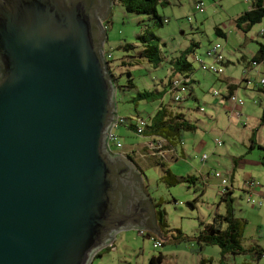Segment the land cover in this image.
<instances>
[{"label":"water","instance_id":"obj_1","mask_svg":"<svg viewBox=\"0 0 264 264\" xmlns=\"http://www.w3.org/2000/svg\"><path fill=\"white\" fill-rule=\"evenodd\" d=\"M113 0H0V264H92L160 235L144 177L111 151Z\"/></svg>","mask_w":264,"mask_h":264},{"label":"rangeland","instance_id":"obj_2","mask_svg":"<svg viewBox=\"0 0 264 264\" xmlns=\"http://www.w3.org/2000/svg\"><path fill=\"white\" fill-rule=\"evenodd\" d=\"M161 1H165L166 4H158L156 7L157 15L164 22L160 27L156 25L157 19L153 14L128 12L120 4L112 6L110 22L106 27L108 40L105 44V51L112 55L110 71L122 86L129 79L128 75L123 73L130 70L134 85L133 89L117 92L116 108L119 117L132 119L153 115L159 105L156 93L163 89L162 82L170 74L168 60L177 58L193 44H197L198 48L192 47L194 53L188 57L190 62L196 55L203 63H211L212 59L206 52L211 46L220 44L225 61L229 63L223 67L222 75H214L201 69L199 62L192 64L194 72L191 77L196 87V100L191 99L183 103L182 110L186 119L197 126V130L195 133H184L182 136L184 147L190 154L176 162L167 163L178 178H186L189 175L198 177L196 184L179 182L174 187H168L161 179L163 177L161 165L151 167L150 162L144 167L143 177L147 186V191L146 188L144 191L156 202L163 204L169 229L179 230L185 236L193 237L200 230L201 222L207 224L212 221L219 206L221 180L211 176L213 172L223 174L228 172L233 166L232 159L238 163L240 160H247V163L243 162L238 167L233 206L236 216L248 221L244 246L257 242L264 246V205L259 210L254 209L250 206L251 203H247L246 195L238 191L239 184L244 178L243 173L262 170L263 168L255 166L261 163L264 165V124H261L264 92L260 90L262 86H256L260 76L254 71L250 72L248 78L253 81L250 86L241 79L244 67L251 62L258 50V43L264 39V36L259 35L264 28V19L254 25L248 33H244L236 27L234 21L249 10L248 0ZM199 1L203 2L204 12L195 10V3ZM216 28L225 31L226 38L218 37L215 33ZM139 35H145L149 38V43L158 48L148 55L151 62L146 58L137 57L139 49L134 48L126 53L120 49L124 45H137ZM127 55L133 57L127 59L131 66L122 67V59ZM224 77L232 80L235 94L245 102L237 110L232 109L231 102H225L221 98V94L226 92V83L220 81V78ZM215 92L219 95L215 96ZM138 93H146L149 96L139 99ZM170 101L168 98L166 102L170 104ZM197 108H204V113L199 112ZM230 111L234 114H230ZM113 134L119 138L121 147L125 150L141 153L146 146L148 148L154 146L152 140L134 135L123 125H117L113 129ZM216 139L223 143L221 147L215 145ZM198 144L201 145V149L191 154V149ZM252 144L254 148L250 150ZM121 147L111 144L114 153H118ZM151 147L150 149H153ZM148 152L145 154H150L149 149ZM203 156H206L205 161H202ZM145 157L144 154L140 156L146 159ZM136 158L139 159L138 156ZM206 175H210V179L208 185L204 186L200 177ZM252 198L256 200L254 196ZM191 203H194L193 208ZM153 243L152 238H144L136 230L121 231L111 244L114 249L103 251L92 264H149L152 257H157L162 252H171L174 255L181 252L190 253L191 257L203 255L215 260L219 258L218 247L204 246L199 253L194 241L176 243L168 240L167 244L159 249H154ZM230 260L231 264L252 261L249 255L232 257ZM230 260H223V263L229 264ZM261 264H264V260Z\"/></svg>","mask_w":264,"mask_h":264},{"label":"trees","instance_id":"obj_3","mask_svg":"<svg viewBox=\"0 0 264 264\" xmlns=\"http://www.w3.org/2000/svg\"><path fill=\"white\" fill-rule=\"evenodd\" d=\"M116 4L122 5L128 12H135V13H145V14H153L157 19V26L160 27L163 25V19L157 15L156 7L158 4L164 5L166 4L165 1L161 0H115ZM197 3V2H196ZM251 8L249 10L241 14L235 19L236 27L244 33H248L254 25L259 24L264 19V0H250ZM110 20H106L104 22L105 27L109 24ZM152 34V32H150ZM218 37L226 38V33L220 28H216L215 31ZM222 33V35H220ZM139 42L137 45H124L121 46L120 49L123 50L125 53L133 50L134 48L139 49V54L137 55L138 58H146L148 62H151L148 55L152 51H157L158 48L152 46L149 43V38L145 35H139ZM214 46V45H213ZM198 48L197 44H193V46L189 47L184 53H182L177 58L172 60H168L167 64L170 67V74L162 82L163 89L156 93V100H159V105L156 112L153 115L148 116L147 118H140L135 117L132 119L122 118L123 127H126L129 131H131L134 135L139 137H144L147 139L152 140L153 142H161V152L169 153L173 150L176 151V147L181 144L182 136L184 133H195L197 130V126L190 121H188L183 113V103L195 99V92L192 91L193 89V79L191 77L193 71V62H199L198 57L194 55L193 61L190 62L188 57L190 54L194 53L193 48ZM212 47V46H211ZM210 47V48H211ZM208 48V50L210 49ZM207 50V51H208ZM110 53V52H108ZM223 54V52H222ZM207 55V52H206ZM136 57V58H137ZM128 58H133L131 56H125L122 59L121 66L122 67H130L131 64L127 61ZM112 60V59H111ZM110 61L109 68H110ZM229 62L225 61L223 56V61H221L222 68L225 67ZM260 68V77H264V45L258 43V50L254 57L252 58L251 62L247 63L244 67V71L252 72L253 70H257ZM206 71V70H205ZM212 73V72H211ZM224 73V70H223ZM222 73V74H223ZM129 79L126 81L125 85L120 86L118 84L117 77L114 76L115 85L117 88V92L120 90H129L133 89L134 85L132 82V74L130 70L126 73ZM122 74V75H123ZM220 74V75H222ZM215 75V73H214ZM219 75V74H218ZM243 78V73H242ZM241 78V79H242ZM178 79L181 81L179 86H173V81ZM235 86V85H231ZM184 88L185 91L181 89ZM264 92V86L260 89ZM231 91V90H228ZM216 93V92H215ZM214 93V94H215ZM235 92L233 91L229 93L225 101H229L230 96H232ZM149 95L146 93H138L139 99L147 98ZM176 96H179V100H175ZM164 97L167 99L169 98L171 101L168 104ZM199 112L204 113V108H197ZM140 119L144 122L145 126L143 128L142 134H137L136 131V121ZM261 124H264V111L261 118ZM217 140V139H216ZM215 140V141H216ZM214 141V142H215ZM253 143V142H252ZM223 144V143H222ZM216 145V143H215ZM217 146V145H216ZM222 146V145H221ZM220 146V147H221ZM260 149H263L261 146H258ZM254 148V144L250 146V150ZM161 155L158 151H155ZM163 157V155H161ZM132 160V158L128 157ZM161 168H163L161 166ZM140 171V170H139ZM233 172V171H232ZM166 174L163 175L162 182L168 187H174L175 185L179 184V182L187 183V184H196L197 178L194 177H186V178H177L168 170L165 172ZM214 173L211 176L214 177ZM142 174V173H141ZM143 175V174H142ZM210 176V175H208ZM215 178V177H214ZM209 177L203 178V185L206 186ZM252 179V178H250ZM253 180V179H252ZM246 183V181H245ZM147 190V186H144ZM220 202L219 204L223 203L225 205V212L224 214H217L215 213L212 221L210 223H200V230L198 233L193 237L185 236L181 231L177 230L174 231L173 229H169L166 223V212L162 207L163 204L161 202L154 201V206L156 209V217L157 223L161 230V237L158 239L155 234L146 233L144 238H152L155 240H159L164 245L162 240H170L171 242H195L198 247V252H200L204 246H211V247H218L221 251L222 257L224 255H232L234 257L237 256H252V258L258 262L261 258H264V249L258 246L252 247H245L243 244L245 230L248 225V221L243 218H238L236 216V210L233 206L234 200L232 196L235 193L234 183H233V173L230 175L229 185L222 188L220 183ZM264 188V187H261ZM205 189V187H204ZM242 193L249 194L247 187L245 185V191H241ZM192 208L194 207V203L190 204ZM114 247L112 245L106 247L105 249L101 250L96 256L100 257L101 253L105 250L112 251ZM163 261V256L158 254L157 257H152L149 260V264H161ZM200 264H204V260L200 261Z\"/></svg>","mask_w":264,"mask_h":264},{"label":"crops","instance_id":"obj_4","mask_svg":"<svg viewBox=\"0 0 264 264\" xmlns=\"http://www.w3.org/2000/svg\"><path fill=\"white\" fill-rule=\"evenodd\" d=\"M220 35H222V33H220ZM260 43L264 45V39H261V42ZM253 71L257 75H260V68L257 69V70H253ZM220 81L226 83V92H225V94H221V98H223L225 100V98H227V96L229 95V93L230 92L233 93V91H234L233 90V86H231V85H233L231 83L232 80L226 79L224 77V78H220ZM195 89H196V87L193 86L192 91L195 92L196 91ZM228 90H231V91H228ZM164 100L166 101V98L165 97H164ZM217 103L221 104L220 101H217ZM221 105H223V104H221ZM145 139H147V138H145ZM148 140H150V139H148ZM148 140H147V142L150 143V141H148ZM148 149L149 148L146 146V148L143 149L144 151H141V153H139L138 151H134V150H130V151L129 150H125L122 147V149L118 153L124 154L127 157L132 158L133 163L137 166V168L140 170V172L142 174L144 173V167H147L150 164V162H151V164H150L151 167L153 165H161L163 167L162 168L163 175H165L166 174L165 172H167L169 170L172 173V175H174L175 177H177V176L174 174L173 168L172 167H169V165H168L167 162L168 161H174V162H176L179 158H185L187 156V154H190V151L187 150L184 147V143L183 142H181V144H179L176 147V149H177L176 151H173L172 150L170 153L168 151H166V155L163 156V157L161 155L157 154V153H151L150 152V154H145V153H149L148 152ZM200 149H201V145L200 144L196 145L194 148L191 149V154L198 152ZM249 149H250V147H249ZM141 154L146 155V157H145L146 159L140 158ZM245 154H247V152ZM137 156H138V158H139L138 160L140 162L137 160V158H136ZM231 162H232L233 166H232V168L229 169V172L231 174L233 173V183L235 185V182H236L235 180H236V175H237V172H238L239 164H241L243 162L245 164V163H247V160H240L239 163H238V161H235L234 159H232ZM255 164H257V163H255ZM255 167H258V168L260 167V168H263V169L262 170H259V169L258 170H253V171H251L249 173H245L244 172L243 173L244 174V176H243L244 178H243V181L240 182V184H239V187L240 188H238V191H243V190L245 191V181L247 179H249V178H252L253 180H255L257 182H260L262 184L264 183V165L261 163V164H257ZM187 177H194V178H197L198 179V177H196V176H190L189 175ZM204 177L208 178L210 176H208V175L201 176L200 177L201 183H203V178ZM208 181H209V179H208ZM206 184L208 185V182ZM148 195H149V193H148ZM244 195H246L245 197L247 198V203L248 204H250L249 199H253L252 197L254 196L256 198V200L255 199H253V200H255L257 202H261L262 203V206L264 205V188L254 189L253 192L249 191V194H246V192H245ZM233 197H234V195L232 196V198ZM239 197H240V195H239ZM152 200H154V199H152ZM153 203H154V201H153ZM250 206H252L254 209H257V210H259L262 207V206H254V205H251V204H250ZM224 212H225V205L223 203H221V204H219L216 213L222 215V214H224ZM156 219H157V217H156ZM243 219H245V218H243ZM157 225H158V223H157ZM158 228H159V226H158ZM159 230H160V228H159ZM156 237L158 239H160V237H161V230H160V235L159 236L156 235ZM162 242L164 244L163 246H165L168 241L166 239V240H162ZM252 246H255V247L258 246V247L264 249V246H262L259 242H257V244L256 243H253L252 245H249V246H246V247H252ZM170 253L171 252H169V253H163L162 252L161 255L163 256V261H162L161 264H200V261L201 260H204V264H224L223 263V260H230V258L234 257L232 255H224V257H222L221 251L219 252V258L217 260H215L212 257H206V256H203V255H197V256H192L191 257L190 253H183V252H181V253L176 254V255H174L172 253L170 254ZM173 256L175 258H173ZM250 257L252 259V261H250V263L249 262H246V261H242V264H261V262H263V260H264V258H261L258 262H256L252 258V256H250ZM233 261H235L234 258H233ZM229 264H231V260H230ZM232 264H235V262L232 263Z\"/></svg>","mask_w":264,"mask_h":264},{"label":"built area","instance_id":"obj_5","mask_svg":"<svg viewBox=\"0 0 264 264\" xmlns=\"http://www.w3.org/2000/svg\"><path fill=\"white\" fill-rule=\"evenodd\" d=\"M248 1H250V0H248ZM113 4H116L115 0H113ZM250 5H252V4H250ZM250 8H251V6H250ZM195 10L199 11V12H204L203 2L199 1V2L195 3ZM259 35L264 36V28L259 32ZM207 56L212 59V62L207 64V63H203L200 59H198L200 65H201V69L206 70V71H210L212 73L219 74V75L222 74L223 73V68L221 66V61H223L222 46L220 44H216V45L212 46L207 51ZM105 57H106L107 62L112 59L111 53H105ZM249 74H250L249 72L244 71L243 72V78H242L248 86L252 85V83H253V81L248 78ZM180 84H181V81L178 79H175L173 81V86H175V87L179 86ZM256 86H258V87L264 86V77L263 76L260 77V80L257 82ZM181 90L185 91L184 88H182ZM216 95H219V93L216 92L215 96ZM175 100H179V96H176ZM229 102L232 103V109H234V110L241 108L245 103L235 93L232 96H230ZM230 106H231V104H230ZM229 113L234 114L232 111H230ZM120 123H123V120L118 117L117 123L114 125V127L111 129L110 133L108 134V143H109L110 148H111V144H113L114 146H117L119 148L121 147V141L119 140V138L117 136H115L113 134V129L117 125H120ZM144 126H145L144 122L141 121L140 119H138L136 121V131L135 132H137V134H142ZM151 143L154 144L153 147H151L149 145L151 148H153V149H150V147H149V150L151 153L158 151L161 155H163V156L166 155V153L161 152V147H162L161 142L155 143L152 141ZM215 143L219 147L222 145V142L219 139H217L215 141ZM121 149H122V147H121ZM205 160H206V156H203L202 161H205ZM230 174L231 173L229 171L226 172L225 174L215 171L214 177L221 180V186L223 188V187L229 185ZM245 185L247 187V190H249L251 192H253L254 189L264 187V183L262 184L260 182L255 181V180H252L250 178L246 180ZM249 202L254 206H262L261 202H257L253 199H249ZM139 234L141 236H145L146 232L141 230V231H139ZM153 241H154V243H153L154 249H159L162 247L161 241L155 240V239H153Z\"/></svg>","mask_w":264,"mask_h":264},{"label":"clouds","instance_id":"obj_6","mask_svg":"<svg viewBox=\"0 0 264 264\" xmlns=\"http://www.w3.org/2000/svg\"><path fill=\"white\" fill-rule=\"evenodd\" d=\"M115 5V4H114ZM113 5V6H114ZM105 53H108L107 51H105ZM108 65H109V63H108ZM110 69V68H109ZM236 93V92H235ZM111 149V148H110ZM111 151H112V149H111ZM121 155H123V154H121ZM124 156V155H123ZM124 157H126V158H128L126 155L124 156ZM144 186H145V183H144ZM144 231V230H143ZM139 232V231H138ZM146 232V231H145ZM147 233V232H146Z\"/></svg>","mask_w":264,"mask_h":264}]
</instances>
